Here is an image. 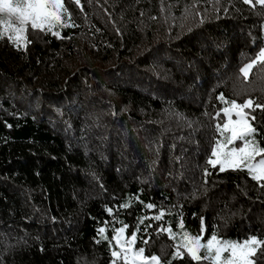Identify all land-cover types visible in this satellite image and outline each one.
I'll list each match as a JSON object with an SVG mask.
<instances>
[{"label":"trees","instance_id":"16d2710c","mask_svg":"<svg viewBox=\"0 0 264 264\" xmlns=\"http://www.w3.org/2000/svg\"><path fill=\"white\" fill-rule=\"evenodd\" d=\"M64 3L63 38L29 28L26 49L0 39V264H111L97 229L122 222L131 234L143 217L136 246L162 264L175 249L156 229L181 218L191 234L203 220L204 239L264 240V187L207 165L225 118L218 96L264 104V66L240 72L263 45L264 6ZM251 115L264 148V110ZM253 258L264 264V249Z\"/></svg>","mask_w":264,"mask_h":264},{"label":"snow or ice","instance_id":"6c2138e0","mask_svg":"<svg viewBox=\"0 0 264 264\" xmlns=\"http://www.w3.org/2000/svg\"><path fill=\"white\" fill-rule=\"evenodd\" d=\"M73 2L80 5V0ZM242 2L252 6H264V0H255V4L253 0H242ZM81 10H83L82 5ZM70 21L71 14L64 0H0V39L6 38L18 49L21 47L26 49L31 43L27 35L29 28L32 31L51 33L63 38L55 29L73 26ZM257 64L264 66V49L240 69L242 78H247ZM218 99L226 106L216 113L215 118L219 119L223 115L226 120L222 124L215 125L218 136L207 159V165L212 168L218 166L220 172L229 169L247 171L252 180L260 187H264V148L255 141L257 129L250 123V120L255 119L251 113L256 109L264 110V104L256 103L252 98L237 103L236 100H227L223 94H220ZM236 141H241L242 146H233ZM210 174L206 168L205 175ZM120 207L127 208L130 204L125 203ZM145 207L150 210L156 208L153 204H147ZM106 211L109 215H113V209L108 208ZM164 216L163 210H157V214L151 219L161 221ZM144 219L148 217L140 219L136 230L130 236L126 235L129 226L122 222L120 227H115L114 223L106 221L97 229L100 238L109 244L111 264H162L160 256L145 255V247L135 246L140 224H143ZM110 223H112L111 228H109ZM149 227L151 225L146 226ZM178 228L179 232H174L165 222L156 229L157 235L166 233L173 241L172 247L175 250L167 264H172V260L183 259L185 255L196 264H255L253 257L257 255L258 250L264 249V240L257 236H249L242 241H231L221 238L216 231H213L205 240L206 228L203 220L199 234L186 231L182 218ZM109 231L112 233L111 238L108 236ZM142 242L147 245L149 240L144 239Z\"/></svg>","mask_w":264,"mask_h":264},{"label":"rangeland","instance_id":"374dc122","mask_svg":"<svg viewBox=\"0 0 264 264\" xmlns=\"http://www.w3.org/2000/svg\"><path fill=\"white\" fill-rule=\"evenodd\" d=\"M55 31H56V29H55ZM261 37H262V42H263V45L261 46V48H260V50L261 49H264V21L261 23ZM260 50H259V52H260ZM259 52H258V54H259ZM257 54V55H258ZM249 63V62H248ZM244 66V65H243ZM234 119H235V117H234ZM225 120H226V118H224V122H225ZM254 139H255V141H256V138H255V136H254ZM257 142V141H256ZM233 146H235V147H240V146H242V142L241 141H236L235 142V144L233 145ZM201 225H202V222L200 223V226H199V233H200V230H201ZM171 226V225H170ZM172 227V229H173V231L174 232H179V228H178V225L176 226V227H173V226H171ZM187 231V230H186ZM198 233V234H199ZM126 235L127 236H130L131 234H128V233H126ZM208 239V238H207ZM207 239H205V240H207ZM177 240H179V236H177ZM226 240H230V239H226ZM231 241H235V240H231ZM136 246V245H135ZM137 247V246H136ZM137 248H139V247H137ZM201 255H203V253H201ZM253 260H254V258H253ZM112 261V260H111Z\"/></svg>","mask_w":264,"mask_h":264}]
</instances>
